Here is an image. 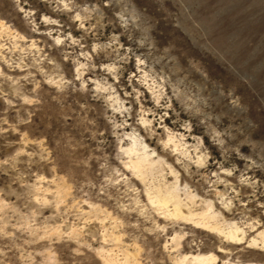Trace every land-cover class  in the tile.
<instances>
[{
    "label": "rangeland",
    "instance_id": "rangeland-1",
    "mask_svg": "<svg viewBox=\"0 0 264 264\" xmlns=\"http://www.w3.org/2000/svg\"><path fill=\"white\" fill-rule=\"evenodd\" d=\"M133 139L184 211L264 233V0H0V264H264L159 215Z\"/></svg>",
    "mask_w": 264,
    "mask_h": 264
},
{
    "label": "bare ground",
    "instance_id": "bare-ground-1",
    "mask_svg": "<svg viewBox=\"0 0 264 264\" xmlns=\"http://www.w3.org/2000/svg\"><path fill=\"white\" fill-rule=\"evenodd\" d=\"M145 148L146 147L142 146L138 142V140L136 139L132 140L130 146L126 150V152L129 154L128 166L133 173L137 174V176L141 178V180L144 181L145 178L151 179V183L147 184V186L145 187V194H146L145 196L148 197V201L151 204V207L155 208V210L159 213V215H161L164 218H172L178 221L192 224L197 228L209 229L211 231L213 230L219 233L220 235H222V237L231 244L247 243V245L255 248H259V250L264 252V233H259L258 236H250V235L246 236L247 234H245L241 229H239L236 225H231V224H230L231 226L228 227L227 230L225 229L223 231V229H220L221 226L219 225L220 227L219 228L218 225H216V222L214 221V218H216L215 216L218 213L216 212L215 215L213 212H209L208 211L209 208H207L208 210L202 213L201 212L193 213L194 210L184 211L185 209L184 207L188 206L185 204L186 203L185 201L190 203L192 199V197H190L192 196L190 195L191 193L189 194V197L191 199L187 198L186 200L183 201L182 198L185 196L183 195V197L181 198L179 194L180 192L179 190L181 188L178 189L179 186H176L177 185L175 184L176 182L168 183L163 180L157 181L156 179L159 176L155 177L154 171L157 167H159V163L160 162L162 163L163 160L160 161L159 157H157L158 159L152 158L151 153L147 152ZM133 155L134 157L133 159H131V156ZM154 180H156V182ZM185 195L188 196V194ZM188 199L190 201H188ZM207 203L206 204L204 203L205 206L206 205L209 206ZM190 205L194 206L193 204ZM189 208L191 209V207ZM186 259L187 258L184 257L183 261H185ZM190 259L192 264H211V262L214 261V258L212 256H203L198 254L191 255Z\"/></svg>",
    "mask_w": 264,
    "mask_h": 264
}]
</instances>
